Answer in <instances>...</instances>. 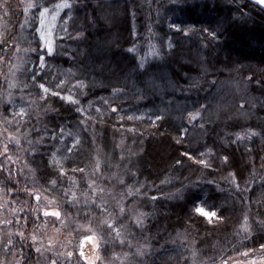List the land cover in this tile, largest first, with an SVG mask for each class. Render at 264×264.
Wrapping results in <instances>:
<instances>
[{"label": "trees", "instance_id": "trees-1", "mask_svg": "<svg viewBox=\"0 0 264 264\" xmlns=\"http://www.w3.org/2000/svg\"><path fill=\"white\" fill-rule=\"evenodd\" d=\"M33 2L37 0H0V4H6L0 7V36L4 40L0 44V120L11 119L14 110L24 107L30 115L24 117L20 133L29 132L33 142L44 137L43 143L33 145L35 154H29L25 151L29 145L20 133L0 124V141L6 140L8 131L21 138L20 148L14 144L10 147V155L16 161L7 164L12 181L6 182L7 171L0 173V212L10 213L0 217V221H12L10 225L0 223V262L51 264L57 260L58 264H85L73 244L93 232L104 238L96 250L100 257L97 264H139L141 260L154 264H222L228 257L260 250L264 244V227L257 223L264 220V87L256 81L264 79V10L251 0H242L239 10L240 0H151L150 7L149 0H135L133 20L130 14L125 19L123 12L125 7L131 10L133 0H103V11L96 10V20L85 33L87 39L79 43L58 39L64 35L61 29L68 13L63 10L55 26L54 54L47 56L39 47L37 21L24 23L23 9ZM85 2L87 7L81 5L74 12V23H70L73 34L83 23L85 12L93 13L94 0ZM39 3L47 6L49 0ZM38 11L30 10L29 20ZM233 16L237 19L233 20ZM171 23L183 31L169 28ZM148 27L153 30L150 42L145 39ZM133 28L139 31L140 39L135 41L137 52L130 56L126 49L133 43ZM204 29L217 31V38L208 37ZM16 46L21 51L17 52ZM29 46L38 51L25 53L23 49ZM86 46L91 56L84 59L79 52ZM40 55L45 56L43 68L38 62ZM93 57L102 60L104 71H100L101 65L94 63ZM141 57L148 66L147 72L137 76L131 66ZM21 59L27 63L18 70ZM250 76L252 81L247 79ZM77 79L86 86L73 88ZM59 80H64L65 85L57 89ZM9 82L17 86L9 88ZM25 83L27 88L23 87ZM40 83L72 95L79 105L50 94L41 100L44 94L38 87ZM113 88L124 89L123 94L114 95ZM242 103L246 104L243 110ZM252 104L256 107L251 108ZM77 106L84 109L83 116L75 111ZM97 108L102 112L97 113ZM112 108L117 111L113 113ZM197 111L200 116L190 121L189 114ZM157 113L165 119L153 125ZM89 115L92 120L79 123ZM127 116L143 118L128 120ZM182 128L188 131L183 142L177 143ZM247 129L261 134L236 144L227 142L226 138L235 139V134ZM77 137L82 143L68 153L67 148ZM205 145H214L218 154L210 169L181 155L188 152L198 156ZM224 154L229 156L227 164L219 158ZM97 160L101 163L100 174H94ZM177 160L182 163L177 165ZM60 167L67 175L52 191L47 181L58 176ZM73 168L85 171L72 172ZM229 173H235L239 191L230 182ZM101 175L106 179H101ZM119 178L125 180L124 185L118 183ZM93 179L104 188L101 199L108 202L109 212H113L116 200L128 186L144 185L140 194L124 200L129 208L136 205L138 211L148 214L143 231L130 224V217L116 225H128L124 236L133 247L113 241L115 233L102 224L108 218L106 214L93 210L92 215H85L84 193ZM25 187L41 196V211L35 210L37 201L23 191ZM65 190L69 196L76 193L79 211L77 206L66 203ZM153 196L157 200L153 201ZM58 204L62 219L67 221L62 232L71 244L64 245V239L59 238V245L64 248L51 247L37 253L31 237L46 219L42 211L57 210ZM197 207L215 211L220 219L210 223L196 212ZM47 219L55 226L59 223L55 217ZM19 232L24 233V239L17 235ZM147 244L155 251L145 257L134 255ZM68 252H73V256L67 257Z\"/></svg>", "mask_w": 264, "mask_h": 264}, {"label": "snow or ice", "instance_id": "snow-or-ice-1", "mask_svg": "<svg viewBox=\"0 0 264 264\" xmlns=\"http://www.w3.org/2000/svg\"><path fill=\"white\" fill-rule=\"evenodd\" d=\"M172 2L175 3V0H172ZM251 3H253L254 5L260 6V8L262 10H264V0H251ZM81 5L87 7L85 0H72V2H69V0H59V2H56V3H51L49 0V6H44L43 4L39 3V0H37V2L26 4V6L23 9L25 17H26L24 23L28 24V23L33 22V21H38V23H36V26H35V32H36V35L38 36L39 41H40L39 47L44 53H46L47 56H52L54 54V51H55L52 33H53V29L55 27L54 22L57 20L58 17H60L62 10H68V13L66 15V18L63 19V27L61 29V31L64 33V35H60L58 37V39L61 41L65 40V39H70V40H73V41L78 42V43L87 39L85 33H86L88 27H90L96 20V16L94 15V13L96 12V10L103 11L104 5H103V0H94V3L92 5L93 13L90 14L88 12H85V15L83 18V23H81L76 28L75 34H73V32L70 31V23H74V20H75L74 12H78L79 7ZM150 5H151V0H149V7H150ZM0 7H6V4H0ZM241 7H242V0H240V2L237 3L238 10ZM34 9H39L38 14L34 15L31 18V20H29L28 14H29L30 10H34ZM123 12L125 13V19H127V16L130 14L134 20L136 17L135 0H133V7L131 8V10H129L127 7H125L123 9ZM157 14H159L158 9H157ZM241 15H246V13L241 12ZM232 19L235 20V19H237V17L233 16ZM169 28L174 29L176 32L183 31L175 23L169 24ZM147 31H148L149 35L145 39H147L150 42L153 39V30L151 27H148ZM204 31L208 34V37H210L211 39L215 40L217 38V35H218L217 31H215V30L209 31V29H204ZM130 34L132 36L133 43L130 47H128L126 49V52L130 56H132L138 50L137 44L135 43V41L140 39V33L138 30L133 28ZM188 34L189 33L187 31L184 32V35L187 36ZM3 43H4V40H3L2 36H0V44H3ZM29 44L31 45V41L29 42ZM99 47H103V45H101ZM168 47H169V49L171 48V42L170 41L168 43ZM16 51L17 52L21 51L19 46H16ZM23 51L25 53H35L38 51V49L35 47L29 46L28 48L23 49ZM79 55L81 57H83L84 59H87L88 57L91 56L90 48L86 46L83 51L79 52ZM153 55L155 56V55H157V53L154 52ZM39 60L41 61L40 67L43 68L44 67L43 62L45 60V56L40 55ZM93 61H94V63H99L101 65L100 71H104V66L102 64V60L99 57H93ZM26 63H27L26 60L21 59V64L17 66V69L19 70ZM131 67H132L133 72L137 76H140V75H143L147 72L148 66L145 64L144 58L141 57V58L137 59L136 62ZM36 75H39V73H37ZM36 75L32 76L33 81H35ZM73 75H75V74H73ZM247 79L249 81H252L253 77L250 76ZM256 83L258 85H260L261 87H264V79H258L256 81ZM64 85H65V81L59 80V83L56 84V88L59 89V88L63 87ZM8 86H9V88H14L17 86V84L13 83V82H9ZM85 86L86 85H85L83 80L77 79V82H76V84L73 85V88H84ZM23 87L27 88V83H25ZM38 87L41 90V92L44 94V95L40 96L41 100H46L47 94H50L53 97H59L61 101L68 102L72 105H79V101L77 99H74L72 97V95H67V96L61 95L60 91H54L50 87L45 86L44 83H40L38 85ZM21 91H23V88L21 89ZM123 91H124V89H122V88H113V94L114 95L123 94ZM9 102H11V93H9ZM105 103H107V101H105ZM201 107H203V106H201ZM245 107H246L245 103H242L240 105L241 110L245 109ZM255 107H256L255 104L251 105V108H255ZM75 111L77 113H79L81 116L84 115V109L82 107L77 106L75 108ZM96 111H97V113H101L102 109L97 108ZM111 111L113 113H115L117 111V108H112ZM28 115H30V114L28 113L26 108L20 107L18 111L14 110L11 113V119H9L8 117H4L3 120H0V124L7 125L8 128L14 127L15 132L20 133L21 123L24 121V117L28 116ZM198 116H200L199 111H197L195 115L190 113L189 119H190V121H193V120H196ZM17 117H19V120L16 119ZM102 118L103 117L101 116V119ZM142 118L143 117H138V116H127L128 120L142 119ZM92 119H93V117H91L89 115L86 119H81L79 121V123L83 125V124H86L88 120H92ZM121 119H123V117H121ZM164 119H165V116L162 113H157V114H154V119H152V123H153V125H155L157 121H161ZM200 127L203 128L204 125L201 124ZM7 130L8 129L6 128L5 131H7ZM61 131H63V129ZM130 131H131V129H130ZM187 131H188L187 128L181 129V135H180V138L177 139V141H176L177 143L183 142L184 136L186 135ZM260 134L261 133H257L256 131H253L251 129H247V130H244L242 133L235 134V139H232L231 137H228L226 139H227V142L229 144H236V143H240L246 139L252 140L253 137H256L257 135H260ZM2 135H3V133H0V136H2ZM29 135H30L29 132L20 133V136L23 137L24 141L29 145V148L25 149V151H28L29 154H35V150L33 149V145L34 144L39 145V144L43 143L44 137L41 136L38 140L33 142L29 138ZM69 135H71V133H69ZM52 138L55 139V133L52 134ZM0 143H2V150H0V158H3L5 161V163L0 164V173L7 171L8 176L6 178V182L10 183L12 181V172L9 168H7V164L16 162V161H13L12 156L10 155V147L14 144L16 148H20L21 147V138H19L15 134H13V132L8 131V135H7L6 140L0 141ZM81 143H82V141L77 137L74 140L73 144L67 148L68 153H72L73 150L78 148ZM214 147H215L214 145L213 146L205 145V150L199 152L198 156L191 155L188 152L181 153V155L187 156V158L189 160H194L195 163L203 166L206 169H210L213 167L214 162H215V158L218 156V154L214 152ZM248 151H251V149H248ZM52 155H53V159H55L56 153L54 152ZM219 158L221 159V161L224 164H227L229 162V156L227 154H224L223 156H220ZM121 159H123V157H121ZM57 163H58V161H57ZM181 163H182L181 160L176 161L177 165H180ZM51 165H52V161L50 160L49 166H51ZM84 171H85V169H83V168H73L72 169V172L84 173ZM101 172H102L101 163L99 160H97L95 170H94V174H100ZM66 175H67L66 170L63 167H60L58 176L56 178H53V179H50L49 181H47V183L50 185V188L52 191H55L57 189L58 181L60 180V178L66 176ZM132 175H135V173H132ZM229 177H231L230 182L233 183L236 186L237 191H239L240 186H239V184L236 183L235 173H229ZM101 179H106V178L101 175ZM164 182L165 181H161V183H164ZM118 183L120 185H124L125 180L123 178H119ZM208 183H213V181H208ZM142 187H144V185H142V184L140 185L139 188H134L133 186H128L127 191L124 193H121V198L119 200H116L115 208H114L113 212H109L108 211V207H109L108 202L103 201L101 199V197L104 194V188L99 187L96 180H94V179L90 180L88 183L87 191L84 193L85 200H84L83 208L87 209V211L85 212V215H92L93 210L99 211V213L102 216L106 214L108 218L102 220V224L104 226H106V228L110 232L115 233V236L112 237L113 241L115 242L116 240H119V243L121 246L127 244L128 247L131 248V247H133L131 241L128 240L127 237L124 236V232L128 228V225L120 224L119 227H116V225L121 221V219H123L125 217H130L131 218L130 224L136 226L137 228H140L143 231L144 223L148 217V214L138 211L136 205H133L131 208H129L127 205L124 204V200L127 199L128 197L134 198L136 195L140 194V189ZM23 191L26 192L30 197H32L33 199H35L37 201V208L35 210L37 212L41 211L39 208V202L41 200V196L39 194H37L35 191H33L32 189H29L28 187H25L23 189ZM10 192H11V189H9V193ZM64 196L68 197V199L66 200V203L71 204L73 206H77L78 211L80 210V202H79L75 192H72L71 196H69L68 191L65 190ZM89 196L91 197L90 199H89ZM45 198L47 199V197H45ZM151 199L153 201H155V200H157V197L153 196V197H151ZM97 200H100V203H97ZM49 203H51V201H49ZM59 208H60V206L58 204L57 210L49 211V210L45 209V210H43L42 214L45 218L55 217L56 221L59 222L63 226L65 224V219H62L61 211L59 210ZM21 211H23V209H21ZM196 212L199 215L207 218L210 223L212 222L213 219H220V217H218V215L215 211L209 212V211H205L201 207H197ZM247 219L248 218L245 217L246 224H247ZM0 223L10 225L12 223V221L11 220H5V221H0ZM17 223H19V220H17ZM257 223L260 226L264 227V220H259V221H257ZM244 230L247 231L248 228L245 226ZM89 231H92V230L89 229ZM128 234L131 235L130 232ZM17 235H19L21 237V239H24V233L23 232H19V233H17ZM103 239L104 238L102 236H98L95 232H93L92 235H85L80 240L79 256L82 260L85 261V264H95V261H89L88 260L87 252L85 250L86 245H91L93 249H99L100 248V242ZM31 240L33 242L35 252L41 253V248L35 247V244L37 241V236L32 235ZM8 243H9V245H12L13 242H12V240H9ZM261 249H264V244L261 245ZM153 251H155V250L152 249L151 245L147 244L143 248H138L134 255L139 256V257H145V256L151 254ZM243 255H247V253H243ZM72 256H73V252L67 253V257L70 258ZM96 259L99 260L100 257L97 256ZM0 264H2V262H0ZM18 264H19V262H18ZM51 264H58V262H57V260H52ZM139 264H154V262L141 260L139 262Z\"/></svg>", "mask_w": 264, "mask_h": 264}, {"label": "rangeland", "instance_id": "rangeland-1", "mask_svg": "<svg viewBox=\"0 0 264 264\" xmlns=\"http://www.w3.org/2000/svg\"><path fill=\"white\" fill-rule=\"evenodd\" d=\"M56 2H59V0H57ZM56 2H53V3H56ZM69 2H71V0H69ZM49 6V5H47ZM63 11V10H62ZM61 11V12H62ZM38 14V13H37ZM57 21H58V18L57 20L54 22L55 26L57 24ZM3 23V22H2ZM38 23V21H37ZM54 33H55V27L53 29V33H52V38H53V43H54ZM39 39V38H38ZM39 65L41 63V61L39 60ZM61 95H64V96H67L68 94H62ZM73 97V96H72ZM74 98V97H73ZM75 99V98H74ZM3 202L4 206L8 208V205H7V202L5 200H1V203ZM43 212V211H42ZM6 215H10V213L8 211H4L2 210L0 212V217H6ZM36 215V214H35ZM37 216V215H36ZM67 226V221H65V224L62 226L60 223H58L56 226L53 225L51 223V221L49 222V220L46 218L44 221H42L41 225H39L35 231V235L37 236V241H36V244L38 247L41 248V252H44L46 251L48 248H58L60 247V243H59V238H62L64 239V245H70L71 242H69V237H67V234L66 233H63V229L66 228ZM40 230V232L38 231ZM39 234H38V232ZM69 233V232H68ZM62 234V235H61ZM87 235H92V233H89ZM83 238L82 237H79L78 238V241L77 243L73 244L76 248V252H78L77 256L79 255V243H80V240ZM70 243V244H69ZM60 248H64V246L61 245ZM86 252H87V256H88V260L89 261H97L96 257H97V252L96 250L97 249H93L91 245H86ZM259 252V253H258ZM257 253V254H256ZM236 257H228V259L226 260V262L222 263V264H247L249 262H252L251 260L254 259V258H260V257H263L264 258V249H261L258 250V251H252V252H249L247 253V255H241V254H238V255H235ZM231 258V259H230ZM81 261H84L80 258ZM79 260V261H80ZM78 261V262H79ZM80 261V262H81ZM100 263V262H99ZM97 264V263H95ZM101 264H108L106 262H101ZM219 264V263H218Z\"/></svg>", "mask_w": 264, "mask_h": 264}, {"label": "flooded vegetation", "instance_id": "flooded-vegetation-1", "mask_svg": "<svg viewBox=\"0 0 264 264\" xmlns=\"http://www.w3.org/2000/svg\"><path fill=\"white\" fill-rule=\"evenodd\" d=\"M259 253V252H258ZM257 254V253H256ZM252 262H249L247 264H264V258L260 257V258H254L251 260Z\"/></svg>", "mask_w": 264, "mask_h": 264}]
</instances>
